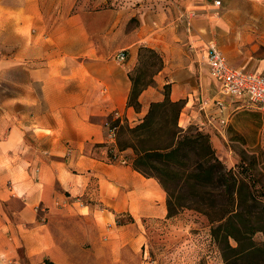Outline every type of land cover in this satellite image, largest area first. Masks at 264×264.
I'll list each match as a JSON object with an SVG mask.
<instances>
[{
	"label": "crops",
	"instance_id": "0c3cea01",
	"mask_svg": "<svg viewBox=\"0 0 264 264\" xmlns=\"http://www.w3.org/2000/svg\"><path fill=\"white\" fill-rule=\"evenodd\" d=\"M209 45L264 73V0H0V264H155L150 232L177 215L107 124H138L169 85L186 101L179 124L208 133L222 159L264 149V124L239 121L259 112L210 76ZM141 46L163 67L136 111L127 98Z\"/></svg>",
	"mask_w": 264,
	"mask_h": 264
},
{
	"label": "trees",
	"instance_id": "16d2710c",
	"mask_svg": "<svg viewBox=\"0 0 264 264\" xmlns=\"http://www.w3.org/2000/svg\"><path fill=\"white\" fill-rule=\"evenodd\" d=\"M137 55L136 66L129 72L127 105L139 111L138 97L153 85L163 58L145 46ZM169 92V85L165 86L164 98L151 103L134 126L126 120L120 124L109 119L108 125L117 127L118 151L131 148L134 169L158 180L166 192L167 218L188 208L207 217L212 235L224 251L225 264L230 259L234 264L250 257L264 259V239L260 243L254 240L257 232L264 235V187H256L249 165L241 162L236 169L227 168L203 129L193 124L179 126L186 101L171 100ZM230 239L236 242L235 247L230 246Z\"/></svg>",
	"mask_w": 264,
	"mask_h": 264
},
{
	"label": "rangeland",
	"instance_id": "374dc122",
	"mask_svg": "<svg viewBox=\"0 0 264 264\" xmlns=\"http://www.w3.org/2000/svg\"><path fill=\"white\" fill-rule=\"evenodd\" d=\"M248 119H252L259 129L264 124V114L245 108L240 114L239 120L243 128H246L245 124ZM124 121L125 118H122V124ZM179 126L181 125L179 124ZM215 151L217 153V150ZM232 154L238 158L237 162L225 161L217 153L227 168H232L235 164L236 169V166L241 162L249 165V173H251L256 187L263 188L264 149L259 145L252 148L247 147L246 150L237 147L233 149ZM176 217L175 221L164 222L150 232L151 253L155 264H225L223 261L224 251L219 248L220 244L211 232L212 225L204 214L188 208L182 210ZM174 222L177 224L176 227ZM263 239L264 235L260 232L254 236L256 243L262 242ZM229 244L235 247L236 242L230 239ZM225 255L230 256V253L225 252ZM263 260L259 257H250V259L246 258L243 259V262L239 261L235 264H264ZM233 261L234 259H230L228 263L234 264Z\"/></svg>",
	"mask_w": 264,
	"mask_h": 264
},
{
	"label": "built area",
	"instance_id": "2783aa9c",
	"mask_svg": "<svg viewBox=\"0 0 264 264\" xmlns=\"http://www.w3.org/2000/svg\"><path fill=\"white\" fill-rule=\"evenodd\" d=\"M219 1H215V5H219ZM190 29L191 24L188 20L185 21ZM207 66L210 76L221 83L222 96L236 99L242 102L243 106L253 108L260 114H264V73L253 74L232 67L227 64L222 52L215 45L208 46ZM127 55L124 51L117 55V59L122 62ZM114 120H119L122 124L120 116H113ZM109 137L115 139L116 126L107 124Z\"/></svg>",
	"mask_w": 264,
	"mask_h": 264
}]
</instances>
